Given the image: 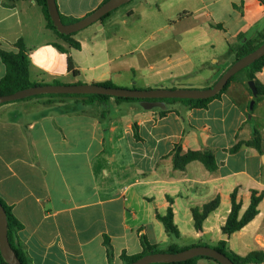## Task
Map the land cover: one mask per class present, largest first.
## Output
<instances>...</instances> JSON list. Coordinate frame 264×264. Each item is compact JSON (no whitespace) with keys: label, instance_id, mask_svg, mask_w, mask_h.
<instances>
[{"label":"crops","instance_id":"1","mask_svg":"<svg viewBox=\"0 0 264 264\" xmlns=\"http://www.w3.org/2000/svg\"><path fill=\"white\" fill-rule=\"evenodd\" d=\"M56 1L60 14L80 20L106 0ZM121 10L76 33L75 49L47 27L37 2L0 0V48L16 52L22 39L38 84L204 90L236 62L240 35L255 44L264 35L260 0H132ZM6 73L0 58V80ZM245 78L207 108L114 98L89 105L76 97L0 105V197L24 226L18 236L31 264H111L105 236L112 264H123V253L141 254L143 237L162 251L228 240L240 256L264 252V199L246 227L223 233L234 193L240 216L254 191L264 194V98L249 118ZM257 78L264 85V69ZM255 131L261 150L248 145ZM178 149L212 154L216 169L200 161L176 168ZM216 200L197 230L193 210ZM169 208L179 237L158 218Z\"/></svg>","mask_w":264,"mask_h":264},{"label":"trees","instance_id":"2","mask_svg":"<svg viewBox=\"0 0 264 264\" xmlns=\"http://www.w3.org/2000/svg\"><path fill=\"white\" fill-rule=\"evenodd\" d=\"M31 1H35L37 2L39 6H41L45 19L47 21V27L49 29L53 30L58 35L59 38L66 41L72 48H75V49L81 48L80 43H78L77 41L73 39V36L76 34L63 35L60 32H58L53 21L51 20V16L48 10L47 0H31ZM107 1L108 0H106L105 2ZM260 2L264 6V0H260ZM111 14L112 13L106 15L101 21H105L107 18L110 17ZM60 15H61L62 22L65 25L73 24L79 21V19L65 17L62 14ZM240 40H241V45L238 47L236 51L237 52L236 61L244 58L245 56L251 54L256 49H258L264 43V35L261 37V40L257 44L247 39L245 35H240ZM55 47H57L59 50L63 52H66V49L63 48L59 44H55ZM16 49H17L16 52H9V51H5L0 48V58L2 59V61L4 62L7 68V73L5 77L0 80V96L12 95L16 92L44 84V83L42 84L34 83L30 80V58H29L28 50L22 39H20L16 43ZM263 69H264V57H262L261 59L256 61L251 66L241 71V72H244V71L246 72L247 86L251 93L252 91L248 85V82L249 81L255 82L256 87L258 89V97L256 101L264 98V85L257 78V73L261 72ZM69 70L73 72L74 74L79 73L75 69V65L71 59H69ZM241 72H239L238 74H240ZM237 75H235L231 79V81L228 83V85L224 88V90L221 93H219L218 95L210 99H203V100L201 99H198V100H192V99L140 100V99H132V98H114V99L117 102H144V101H147V102H183L192 108H207L208 105L213 100L220 98L221 95L224 94L228 90V88L230 87L231 83L235 80ZM53 84L60 85L61 83L59 81H56ZM98 85L105 86V87L118 88L111 82L99 83ZM40 97H49V98L76 97V98L84 99L85 103L89 105L94 104L96 102L105 103L112 98L110 96H105V95H39V96L27 98V99L40 98ZM27 99H24V100H27ZM255 108H256V105L254 106L253 111L255 110ZM253 111H251L250 114H252ZM248 145H253L259 150H261V137L257 131H255V138L250 143H248ZM237 148L238 147H236L235 149ZM180 152H181L180 149H178L175 155V166L178 169H181V170L184 169L187 166V164L193 161L202 162L210 171H214L216 169V163H215L214 157L212 154L208 152L206 153L189 152L188 154L183 155V156L180 155ZM263 199H264L263 193L259 194L258 192L254 191L252 193L251 204L249 208L247 209V211L245 212L243 216H240L242 203L238 200L237 194L234 193L232 195V209L228 216L226 224L223 227L224 235L230 238L234 233L241 231L252 220H254V218L259 213L258 207ZM0 202L2 206L4 207L6 214H7L8 237H9L10 244L22 264H31L30 257L28 253L26 252L25 247L20 242L19 236H18L19 232L24 228V226L14 215L12 207H10L1 197H0ZM218 206H219V201L216 200L212 203L205 205L202 209L193 210V217L195 220V227L197 230L203 229L204 221L213 211H215L218 208ZM158 218L164 223L168 234L174 235L176 237L180 236V232L178 228L176 227V225L174 224V214H173L172 208H169L166 216L164 217L159 216ZM104 245L107 250L108 260L112 264L114 260V249L111 244L110 238L107 236H105ZM142 245H143L144 251L141 254L129 256L126 253H123L121 255L123 264H130L149 254H156V253H161V252L179 253L184 250L193 248V247H188V248L181 249L177 246H173L168 251H162L158 249L157 246L151 245L148 239L145 237L142 238ZM214 249L228 256L235 264H264V252L255 251L243 257L230 250L228 240L220 241L218 246L214 247ZM202 259H207V260L216 262L215 260L208 258V257H196V258L183 261V262H179V263H163V264H198V262ZM216 263L219 264L218 262ZM0 264H8L5 261V259L2 257L1 252H0Z\"/></svg>","mask_w":264,"mask_h":264},{"label":"water","instance_id":"3","mask_svg":"<svg viewBox=\"0 0 264 264\" xmlns=\"http://www.w3.org/2000/svg\"><path fill=\"white\" fill-rule=\"evenodd\" d=\"M132 0H108L98 9L79 21L65 25L62 22L60 11L56 0H47L49 14L58 32L63 35L76 34L91 25L100 22L106 15L129 4ZM264 57V43L251 54L236 61L211 88L204 90L196 89H126L105 87L98 84H43L29 89L16 92L12 95L0 96V105L24 100L39 95H105L112 98H132V99H210L221 93L228 85L231 79L242 70L254 64ZM248 85L253 94V100L250 103V111H253L258 89L254 81H249ZM252 118V114L249 115ZM228 237V236H226ZM227 239V238H226ZM0 252L8 264H22L13 250L8 237L7 214L0 202ZM196 257H208L219 264H235L228 256L218 250L208 246H197L179 253L161 252L146 255L130 264H163L179 263Z\"/></svg>","mask_w":264,"mask_h":264},{"label":"rangeland","instance_id":"4","mask_svg":"<svg viewBox=\"0 0 264 264\" xmlns=\"http://www.w3.org/2000/svg\"><path fill=\"white\" fill-rule=\"evenodd\" d=\"M127 5H128V4L122 6L123 8L120 7V9H122L121 11H124V9H126ZM244 76L246 77V72H245V71H244V72H241L240 74H238V75L236 76L235 80H238V79H240V78H242V77H244ZM245 81H246V78H245ZM245 86H246V88L248 89L247 81H246ZM196 90H200V89H196ZM259 100H260V99H259ZM214 263H216V262H214Z\"/></svg>","mask_w":264,"mask_h":264}]
</instances>
